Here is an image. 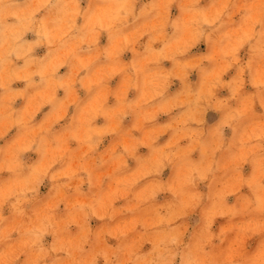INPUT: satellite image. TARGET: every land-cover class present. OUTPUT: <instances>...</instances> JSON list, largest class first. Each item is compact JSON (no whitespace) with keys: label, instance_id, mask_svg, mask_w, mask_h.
I'll use <instances>...</instances> for the list:
<instances>
[{"label":"clouds","instance_id":"clouds-1","mask_svg":"<svg viewBox=\"0 0 264 264\" xmlns=\"http://www.w3.org/2000/svg\"><path fill=\"white\" fill-rule=\"evenodd\" d=\"M0 264H264V0H0Z\"/></svg>","mask_w":264,"mask_h":264},{"label":"rangeland","instance_id":"rangeland-1","mask_svg":"<svg viewBox=\"0 0 264 264\" xmlns=\"http://www.w3.org/2000/svg\"><path fill=\"white\" fill-rule=\"evenodd\" d=\"M62 71H63V70H62ZM193 79H194V77H193ZM17 86H22V85H17ZM38 118H39V117H38ZM161 119L163 120V119H166V118H163V117H162ZM142 151H145V150H142ZM217 223H218V224H219V223H223V221H218ZM93 224L95 225L96 222L94 221Z\"/></svg>","mask_w":264,"mask_h":264}]
</instances>
